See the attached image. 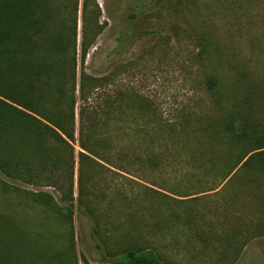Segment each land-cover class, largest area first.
<instances>
[{
    "label": "rangeland",
    "instance_id": "obj_1",
    "mask_svg": "<svg viewBox=\"0 0 264 264\" xmlns=\"http://www.w3.org/2000/svg\"><path fill=\"white\" fill-rule=\"evenodd\" d=\"M0 1L12 3L21 15L15 25L0 24L13 52L51 64L75 56L78 72L82 0ZM95 1L107 25L86 56V71L106 76L112 94L121 89L142 97L150 108L146 118L178 128L177 121L189 116L204 145L190 137L183 148L204 146L205 157L167 152L161 167L143 177L110 166L119 174L85 178L83 197L96 205L97 232L91 216L76 209V164L72 200L62 197L69 170L55 157L31 159L27 171L14 178L0 173V230L7 231L2 240L19 243L0 264H45V252H69L72 238L78 264H84L82 258L115 264L96 248L102 237L111 248L129 239L151 244L175 264H264V173L240 161L221 179L249 146L264 144V0ZM211 74L218 82L212 92L206 87ZM212 126L223 130L215 145L208 143ZM242 138L248 140L243 148ZM16 141L15 151L30 153ZM49 147L53 155L60 152L57 143L44 145ZM202 163L204 174L195 169ZM102 183L108 186L105 195L96 192ZM38 192L51 195V209L38 201ZM120 203L134 207H117ZM64 204L74 208L71 224L61 216Z\"/></svg>",
    "mask_w": 264,
    "mask_h": 264
},
{
    "label": "trees",
    "instance_id": "obj_2",
    "mask_svg": "<svg viewBox=\"0 0 264 264\" xmlns=\"http://www.w3.org/2000/svg\"><path fill=\"white\" fill-rule=\"evenodd\" d=\"M100 16L101 9L95 0H82L78 72L75 56L55 64L48 62V58L33 60L13 52L7 37L0 32V173L14 178L19 176L18 172L27 171L31 159L38 160L40 157L51 162L55 157L57 164L67 165L69 170L67 190L62 191V197L65 199L67 196V199L72 200L73 169L76 164L79 186L76 209L91 216L96 232L100 228V219L94 202L83 197L85 178L98 177L102 180L107 178L106 172L119 174L111 170L110 166L132 176L143 177L161 167L167 152H176L178 157H205L204 146H196L192 150L183 148L190 137L197 138L204 145L202 134H196L190 128L189 116L177 121L178 128H171L167 121L163 123L155 118H146L150 108L149 104H142V97L136 93L126 95L121 89L112 94L106 88V76L86 71V56L107 25L105 20H100ZM20 18L19 11L12 3L0 1V24L15 25L20 22ZM44 31L42 29V33ZM51 35L54 33L48 34ZM72 36L71 43L75 47V29ZM122 37L123 34L119 36L120 39ZM24 42L29 43V40ZM33 44L34 41L30 46ZM63 45L67 46L65 43ZM217 86L215 76L208 75V91L217 90ZM145 108L148 112H145ZM149 124L159 129L146 131L144 126ZM232 125V120L227 122V132L232 131ZM219 131L223 134L222 128ZM220 133L216 126H212L208 143L215 145L220 142ZM16 139L19 145H27L30 153L24 154L19 147L15 151L13 144ZM246 141L247 138H242L239 146L243 148ZM50 142L59 144L60 152L53 155L51 147L44 148ZM240 161L242 167H254L264 173V144L249 146L221 179H225ZM195 169L204 174L203 163ZM100 185L96 186L95 191L105 195L108 186L104 183ZM88 189L92 191V188ZM37 196H40L38 201L43 206L51 209L54 200L49 193L38 192ZM116 206L126 209L134 207L131 203ZM61 208V216L71 224L74 208L70 204H64ZM8 219V216L3 218L5 223ZM4 229L0 230V260L7 259L13 254V249L19 246L17 240H2L5 239L3 233H7ZM95 244L103 258L115 264H175L173 260L159 254L151 244L129 239L126 244L111 248L108 238L103 237ZM43 255L45 264H65L68 261L78 264L73 238L69 252L50 250ZM82 259L84 264H88L85 258Z\"/></svg>",
    "mask_w": 264,
    "mask_h": 264
}]
</instances>
